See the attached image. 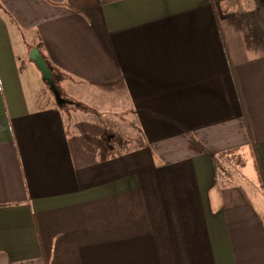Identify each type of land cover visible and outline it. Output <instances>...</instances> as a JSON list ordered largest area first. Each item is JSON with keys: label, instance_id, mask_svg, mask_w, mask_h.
I'll list each match as a JSON object with an SVG mask.
<instances>
[{"label": "crops", "instance_id": "crops-1", "mask_svg": "<svg viewBox=\"0 0 264 264\" xmlns=\"http://www.w3.org/2000/svg\"><path fill=\"white\" fill-rule=\"evenodd\" d=\"M26 44L61 89L122 93L121 140ZM246 148L264 175V0H0V264H264L222 167Z\"/></svg>", "mask_w": 264, "mask_h": 264}, {"label": "rangeland", "instance_id": "rangeland-1", "mask_svg": "<svg viewBox=\"0 0 264 264\" xmlns=\"http://www.w3.org/2000/svg\"><path fill=\"white\" fill-rule=\"evenodd\" d=\"M28 60H31L29 53L32 49L31 44H26ZM22 51V50H18ZM32 61V60H31ZM34 63V61H32ZM35 64V63H34ZM62 87V86H61ZM63 89L65 91H63ZM98 92V93H97ZM62 96L68 101L64 103V106H71L72 100H69L68 96H74L77 98H83L88 96L89 104H98L99 114L85 113L80 110H76L77 113L81 114L79 119V127L81 130L86 129L87 134L93 132V136H97V129L92 123L95 119L97 125L108 128V134L112 135L115 142L119 141L120 137L126 133L125 124L121 120V114H118L121 110L122 105V93L120 91H103L96 89V92L92 87H84L83 85L71 84L67 87L62 88ZM82 94V95H81ZM95 98V99H94ZM119 107V108H118ZM101 135L103 133H100ZM91 135L85 136L87 140H91ZM121 140V139H120ZM228 165H222L224 169L230 173L234 178L239 179L250 191L255 190V186H258V165L256 162V156L253 151L246 148L238 152L228 155L226 158Z\"/></svg>", "mask_w": 264, "mask_h": 264}, {"label": "water", "instance_id": "water-1", "mask_svg": "<svg viewBox=\"0 0 264 264\" xmlns=\"http://www.w3.org/2000/svg\"><path fill=\"white\" fill-rule=\"evenodd\" d=\"M29 57L32 61H34L36 67L41 72L43 80L49 85L50 90L53 92L56 98V101L59 104H64L65 102H67V99L62 96L60 87L58 86L57 81L54 77V72L50 68L47 60L43 56L38 46H35L31 49Z\"/></svg>", "mask_w": 264, "mask_h": 264}, {"label": "trees", "instance_id": "trees-1", "mask_svg": "<svg viewBox=\"0 0 264 264\" xmlns=\"http://www.w3.org/2000/svg\"><path fill=\"white\" fill-rule=\"evenodd\" d=\"M45 57V59L47 60L50 68L52 69V71L54 72V77L57 81L58 86L60 87V81L63 79V76L61 73H59L53 66L52 64L49 62V60L46 58L45 55H43ZM47 84V82H46ZM47 86L49 87V85L47 84ZM50 88V87H49ZM60 90L62 91L61 87ZM258 165V169H257V174H258V186L255 187L254 191H250L253 192L251 193V199L254 203V205L258 208L259 212L263 215L264 218V175L261 172V170L259 169L260 165Z\"/></svg>", "mask_w": 264, "mask_h": 264}]
</instances>
